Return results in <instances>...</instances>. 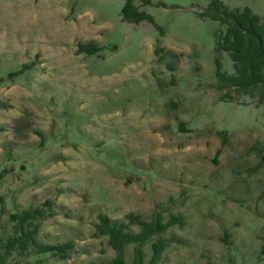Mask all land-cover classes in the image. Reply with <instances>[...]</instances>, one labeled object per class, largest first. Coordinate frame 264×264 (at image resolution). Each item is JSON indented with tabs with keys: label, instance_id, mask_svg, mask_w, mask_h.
Returning <instances> with one entry per match:
<instances>
[{
	"label": "rangeland",
	"instance_id": "1",
	"mask_svg": "<svg viewBox=\"0 0 264 264\" xmlns=\"http://www.w3.org/2000/svg\"><path fill=\"white\" fill-rule=\"evenodd\" d=\"M124 1L0 0V232L50 199L38 240L73 248L18 264H98L114 255L99 213L161 211L185 223L159 264H264V100L221 99L215 60L233 66L209 0H133L152 16L137 24ZM222 2L264 22V0Z\"/></svg>",
	"mask_w": 264,
	"mask_h": 264
},
{
	"label": "trees",
	"instance_id": "2",
	"mask_svg": "<svg viewBox=\"0 0 264 264\" xmlns=\"http://www.w3.org/2000/svg\"><path fill=\"white\" fill-rule=\"evenodd\" d=\"M140 2L142 6L151 4V0ZM201 14L218 21L219 28L215 32L216 52H225L232 60L231 74L222 71L219 61L215 60V86L218 90H225L221 99H231L230 91H235L264 100V22L261 17L248 5L230 8L222 0H209ZM121 16L133 24L144 20L152 22V16L135 5L133 0L124 1ZM99 48L93 41L79 42L76 51L92 54ZM258 152L261 160L264 159L262 149ZM262 162L252 170L263 165ZM5 172L6 168L0 171V180ZM0 203L1 216L5 213L1 196ZM51 205L52 202L47 199L42 206L8 213L11 231L0 232V264H18L16 256L52 255L61 259L69 256L73 248L72 241L53 244L38 240L39 220L53 215ZM184 223L181 214L170 213L165 219L161 211L153 212L148 218L129 212L122 221L99 213L93 236H106L114 255L98 264H159L164 251L176 241L174 237L166 236V231L174 226L182 228ZM223 240L228 244L229 235L226 234ZM261 254L264 255V248Z\"/></svg>",
	"mask_w": 264,
	"mask_h": 264
}]
</instances>
